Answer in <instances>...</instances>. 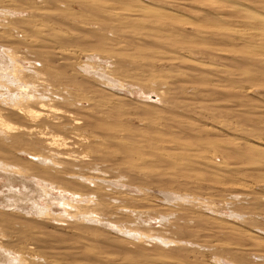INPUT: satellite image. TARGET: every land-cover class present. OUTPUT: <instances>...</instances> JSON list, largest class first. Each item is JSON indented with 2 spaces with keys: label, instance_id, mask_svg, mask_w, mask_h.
Returning a JSON list of instances; mask_svg holds the SVG:
<instances>
[{
  "label": "rangeland",
  "instance_id": "1",
  "mask_svg": "<svg viewBox=\"0 0 264 264\" xmlns=\"http://www.w3.org/2000/svg\"><path fill=\"white\" fill-rule=\"evenodd\" d=\"M43 1H41V0H0V27H2V26L6 27V25L7 26L11 25L12 27L14 26L15 27L14 34H15V36L17 35L16 38L20 40V43H21V41H25L24 44H23V42L21 43L22 46H25V48H28L27 46L30 45L29 43H32L34 45L36 44V46H37L38 44L40 45L41 42L43 43L45 41H46V43H49V45H48L49 47L51 44L53 46L54 45L53 43H55V42H52L50 40H53V39L57 40V36H59V37L70 36V39L73 38L74 41L76 40L77 37H80L81 40L78 39L79 42L77 41L80 44H78L76 41H75V43L72 42L73 40L70 41L72 43L69 42L71 45H73V46L76 45L75 47H77L75 51H74L73 47H69L70 48L69 50L67 49V51L70 54H71L70 50H72V52L74 54L70 55L68 52L67 53L70 56L74 55L72 57V60L75 62V65H81V66L85 65L88 68H90L91 71L94 69L92 73H87V77H89L87 79L92 81V83L94 84V86H96V88L97 87L101 88V90L99 89V91H102V90L104 91V88L106 91L108 90L107 91L108 93L106 91L105 92L102 91L101 97L102 98L104 97V100L109 99L112 102V104L110 103V107L113 105L111 107V108H113L112 109V113H113L112 117H115V120L117 118V120L114 121L113 120L114 118L111 117V119L114 122L111 120L112 123L111 122L110 123L111 124L115 123L113 125H116V126L119 125V126H117V130L119 129V131H121V133L124 132L122 135L123 136L125 135V137L128 138L129 141L130 140L134 141L136 139L137 140H144L143 138L146 137V135L149 137L148 134H150V135L154 134L150 137L157 139L156 140L157 142L156 141L152 142V145H153V143L156 145H159V143H160L159 139L162 137H166V135L169 137H172L170 135H173V136L177 135L176 137H178V138L180 137V139L184 140V142L188 143V140L194 142L195 138L194 137L190 138L191 133L189 134L188 131H185V130L181 131L180 129H179L180 132L178 131L179 133H177L176 131L178 129H175V128L172 129L171 124L168 123L164 119L165 116H170L169 114L172 112L171 114L174 116H177V117L182 116L181 118H183V119L186 118V121L192 120V121H189V123L190 122L193 123V121H194L195 124H199V123L203 124L202 126L206 125V126L211 127L212 126L211 122L213 119L215 122L219 121V123H218L219 125H217V127L220 126V121L229 122V123L232 121L233 125L231 127L233 129L235 127L239 128V132H238L239 137H247V136L250 137L251 136L252 138H254V139L256 138L257 141H261L264 144V64H262V62L264 63V46L261 45L263 43L261 42V40L259 38H255V39L252 38V43L254 44L253 45V44H249L251 39H249L248 42L245 41V43H244V41H242L241 39L236 40L235 38H233V39L231 38L232 39V41H231L227 37L228 42L230 40V43H226L227 40L225 43L229 44L228 46L226 44H225L226 46H224L223 40H225L226 38L223 40L221 39V41L218 38H217V40L211 39V40L216 41L217 45H215L214 41H212L214 43H212V44L210 43L211 42V40L209 39L210 37H206L207 40H204L205 38L203 36V40H202V38L197 37L196 33L194 34V30H199V29L204 31L203 33H207V31L210 33H214V30L218 31L219 28H221L219 30L227 29V31H228V28H232V27H230L231 25L229 26V24H232L233 26L235 25V27L240 28V29L246 30L247 28H250L251 30L247 29V31L250 30V32H253L254 34H256V36L260 35L261 32L262 33L264 32V30H263L264 29L263 28L264 27V21L262 23H257V20L258 19H264V0H211V1L210 0H134V5L142 7V8H149V9H154V10L157 9L158 11L160 10L162 12L174 11V13H176L181 18V19L180 18H178V19L182 20V23H185L184 26H181L183 29L180 32H178L179 33L178 35H182V36L178 37L177 33H175L174 35L177 39H173V42L177 41L176 43H179V38H180L181 43H180V45H178L179 50H180V46L182 47V49H184L183 48L184 46H186V48H188L189 46L191 48V46H192L191 49H194L193 51H195L196 49H197L196 51H198V49H199V52L196 53V51H195V55H194V54H192L194 52L190 53V51H189V50H191L190 48H188V50H186V51L183 50L182 52H184V54H182L180 51H177L176 55H180V53H181V55H184L187 58L184 60L192 62V64H189V65L186 64L184 66H181L180 68H178L177 66H173L170 63H168V65H167V63H163V62L158 63L160 57H163V55L162 56L160 55L157 57L154 55V52H155V48L160 49V47L162 45H158V44L153 45V44H150L151 40L144 42V41H140L139 39H136L137 37H135V36L132 37V35L130 33L128 35L127 31H130L132 33L141 32L142 28L139 29L140 26L139 27L136 26L135 28L132 27V29L130 28L131 30L130 29L124 30L122 28H117L116 23H111V22L104 23V22H102L101 20L104 19L103 17L105 15L102 12H100V14H102V15L99 16L97 14L98 11L97 10L95 11V9L88 11V12H85L83 15L78 14L79 17H77L78 16L77 15L76 18L72 17L70 15L72 17L71 18L68 15V14H70V12L67 9H64L65 2L67 1V3H68L70 0H57L58 4L52 3V2L51 3H44ZM103 1L104 2H102V1L100 2V0H97V2H96L98 4L97 7L99 6L100 8H102L103 6H105L106 4H109V2H111L113 0H110L109 2H107L108 0H106V1L103 0ZM115 1L116 0L113 1L115 5L118 2L120 4H123L125 7L126 1H129V0H125V1L117 0L116 3H115ZM118 3H117V5H120ZM128 3L126 5H129ZM45 4H46V6H45ZM221 4L224 6H229V8L226 7V9L222 6L224 8V10L226 11V12H224V10H223L224 13L221 10L220 11L218 10L221 7ZM212 6H213V8H212ZM218 6H220V7H218ZM230 6L231 7L233 6L234 8L232 7V9H231ZM129 7H130V5L126 6V8H129ZM215 7L218 9H215ZM61 8H62V10H61ZM76 8L77 7H74V10ZM121 8H123V7H121ZM52 9H54V11H52ZM240 10L243 11V13L239 14ZM41 11L49 12L50 17L47 18V17L41 16ZM55 11L60 12L59 13L60 17H58V15H54V14H56ZM9 12H10V17H9ZM53 12H55V13H53ZM6 13H7V15H6ZM37 14H38V16H37ZM65 14H67V15H65ZM92 15L94 17H96V16H98V17L94 18ZM67 16H69V17H67ZM87 17L89 18L90 21H92L91 24L85 23L88 20ZM100 17H101V19H100ZM225 18L226 19L228 18L227 20H230L232 18L233 20L229 23L228 22L226 23L224 21ZM218 19H220V20H218ZM254 19H257V20L254 21ZM171 21H172V19H171ZM17 22H18V24H17ZM57 22H58V24H57ZM73 22H74V24H73ZM98 22H99V24L96 25V27H93V26H95L94 23H98ZM219 22L222 23L223 25L220 24ZM60 23L63 24V26H61ZM224 23H226V24H224ZM36 24H37V28H39V27L41 29H43V27H46V29L51 28V30L50 29L49 30L52 31L51 33L57 35V36H55L56 38L53 37V34L50 37V36H45L43 34L38 33L39 32L38 29H36V31H35L34 29L36 27L34 28V26H36ZM81 24L83 25V28L85 27L84 28L85 32L83 31L82 28L79 27V26H82ZM218 25H220V27ZM18 26H19V28H17ZM77 26L80 29H78ZM214 26H218V27L216 28ZM67 28L68 29L71 28V29H69L71 31H69ZM86 28H89V29H86ZM21 29L22 30L25 29V32H23ZM56 29L58 32H56ZM135 29H137L138 31ZM257 29H259V30H257ZM15 30H16V32H15ZM44 30H45V28H44ZM79 30L81 31L80 33H79ZM114 30H115V33H114ZM139 30H141V31H139ZM29 31L32 34L27 36L26 32L29 33ZM32 31H34V32H32ZM73 31H75L76 33L74 34ZM95 31H97V32H95ZM144 31L146 33L147 30L144 29ZM255 31H257V32H255ZM259 31H261V32L259 33ZM87 32L88 33L94 32V34H87ZM116 32L120 33L121 37ZM23 33L25 34V36ZM65 33H66V35H64ZM126 34H127V36H126ZM81 35H83L84 37L87 36V38L84 40V38L81 37ZM95 35H97V36H95ZM163 35H164V33H162V38H163ZM174 35H171V36L174 37ZM203 35H205V34H203ZM71 36H73V37H71ZM74 36H75V38H74ZM92 36H93V38H92ZM98 36L101 38H99ZM164 36H165L164 38L167 39L166 37L168 35L167 36L164 35ZM171 36H168V38L171 39L172 38ZM194 36L197 37L199 39V41L200 40L201 41L198 43L194 42L195 41ZM207 36H209V33L207 34ZM210 36H212V34H210ZM96 37H98V39H96ZM162 38H160V39L164 41L165 39H162ZM211 38H214V37H211ZM100 39H102V40H100ZM132 39H135V40H132ZM145 40H147V39H145ZM192 40H194V41L191 42ZM208 40H210V42H207ZM97 41H98V43L96 44ZM101 41H104V42L102 43ZM218 41L220 42V44L222 42L223 45L221 46L222 48H219L220 52H217L215 54L214 51H215L216 47L219 45ZM236 41L239 42V44H241V43L242 44L239 45ZM87 42H88V44H87ZM99 42H101L103 44V46H101V44H99ZM202 42L203 43L205 42L204 44H206V42H207L208 46L211 44V46L213 48H215V49H213L214 50L213 55H212L211 51L208 52L206 50V49H208L207 45H204V44L201 45ZM231 42H232L233 46H234V44H237V45H239V47L236 45L238 48L235 47V49H234V47L231 45ZM233 42H235V43H233ZM257 42H258V44H257ZM107 43H108V45H106ZM112 43H115V44L118 43V44H120V46L123 45V47L129 45V43H130V44H132V47H134V46H136V47H134L133 49H132V47H129V46L126 48L125 47L123 48L122 46L118 47L117 46L118 44H117L116 45L117 49L121 48L119 51H117V49H115L116 46H115V48L113 47L114 44L109 45ZM188 43L190 45H187ZM70 44H68V45H70ZM91 44L94 46V48H93V46H91ZM98 44L100 47L99 46L97 47ZM145 44L148 45L147 46L148 48L146 47ZM243 44H245V46ZM248 44L250 47L248 46ZM104 45H106V46H104ZM164 45H167V44H164ZM36 46H34V47H36ZM52 46L50 47L51 49H52ZM137 46L140 47V50H142V49L145 50V52L143 50L141 51V53H140V51L138 52L136 49ZM142 46H145V47L142 48ZM195 46H198V47H195ZM202 46L203 47L205 46V47L203 48ZM211 46H209V47L211 48ZM78 47H80V48H78ZM139 47H138V50H139ZM201 47H202V50L207 51V56H206V53L204 51L200 50ZM242 47L244 50H242ZM251 47H253V48H251ZM255 47L257 49H255ZM112 48H114L115 50L113 49V51H112ZM150 48H152V49H150ZM164 48L165 47L162 48V51H167ZM245 48L248 49L249 51L246 50ZM126 49H128V50L126 51ZM222 49L224 50L225 54L221 53L223 51ZM57 50H59V49H57ZM86 50H88V51L86 52ZM134 50H136V51L134 52ZM151 50L153 51V55H152ZM208 50H212V48L208 49ZM225 50L228 52H226ZM245 51H246V54H245ZM25 52H26V54L21 53V55H27V57L31 58V60H32V57H34V56L31 53H28V51H24V53ZM113 52H115V53H113ZM185 52H186V54H185ZM201 52H203L201 55L198 54ZM64 53H66V50L64 51ZM67 53H66V55H68ZM209 53H211V54H209ZM261 53L263 54V58L260 55ZM89 54H90V56H89ZM111 54L113 55L112 57H114V58L110 57ZM114 54H117V55L119 54V56L116 55V57H115ZM28 55H30V56H28ZM173 55H175V54H173ZM252 56L253 57L255 56L258 58L256 63H254L255 57L253 60L254 62L252 61L253 58L251 59V61L247 60V58L249 59ZM103 57H104V59H103ZM196 57H198V58L195 59ZM111 59L113 60V62ZM259 59H262V61H258ZM198 61H200V62H198ZM194 62H198L197 68H199V69H203V66H207V67H212L213 69H218L220 71L225 70L226 71L225 76L222 77L225 80H222L221 82H214V85L227 87V88H222V89H227V92H222L223 91L222 90L220 92L212 93L211 91H209L211 87L206 86V85L203 86L200 78H197V79L191 78L188 76L187 72L185 75V73L182 71H187L189 68L193 69V63ZM24 63H25L24 65L26 67H28V68L31 67V64L28 63L27 61ZM56 64L59 65L58 63H56ZM152 65H155V66L151 67ZM38 66L40 67V65H38ZM90 66H92V67H90ZM175 68H178V69H175ZM96 70L99 71L98 72L99 74H97V72H95ZM100 70H102V71H100ZM117 70H120V71L118 72ZM229 70H231V72ZM147 71L150 74L152 72V74L155 75L158 78V80L160 79L159 81L162 80L163 82L162 81L161 82L163 84H166V83L169 84V86L166 84L168 86V88L166 89L167 90L166 92L164 91L165 93L159 92L158 88L156 89L155 87H153L151 89L146 88L144 80L147 77H149V74H147ZM180 71L184 75H180L181 74V73H179ZM227 71H229L230 74L232 73L233 76L228 75L229 73ZM233 71H235V72H233ZM104 72H105V74H104ZM190 72L191 71H188V73H190ZM236 74H238V75H236ZM206 75H208V74H206ZM111 77H112V80H114L115 82H113L111 80ZM229 78L231 79V81L228 80ZM107 80H109V81H107ZM106 82H109V83L107 84ZM143 82H144V84H143ZM235 82H237V83H235ZM102 83L103 84L106 83L108 86L106 84L103 85ZM109 84H111L112 86ZM182 85H184V87L187 85V87H188V91H187V87H185L186 88V92L184 90L185 95L183 94L180 97H175V96L171 97V95H173V94H170V93H169L170 95H168V93H167L168 90H170L172 88L170 90V92H171L173 90V87H174V89L176 86H177L176 88H180V86L182 87ZM210 86H212V85H210ZM190 87H191V89H190ZM228 90H232V91H234V93H231V92L229 93ZM173 102H180V103L184 102L187 104L192 103L190 105L193 106V104H194V107L195 106L200 107V109L202 108V110H203V108H205L203 110V112H205L206 109H208L205 112V114L207 116L204 115L203 117L204 118L206 117V118L202 120L201 118L197 117L198 114L188 113L185 111L182 112V109L180 110V108H178L177 106H175L176 108L171 107V105H172L171 103H173ZM231 109L234 112L233 111L231 112ZM113 110H116V111L113 112ZM181 113H182V115H181ZM233 114L235 116H232ZM213 116L216 118L218 117L219 120L216 118H211ZM180 117H178V118H180ZM232 117H234L233 118L234 120L232 119ZM11 122L17 123L18 121L13 119ZM156 123H157V125H156ZM229 123H227V124H229ZM232 123H230V125ZM201 124H199V125H201ZM185 128H186V126H185ZM240 129L241 130L243 129V130L240 131ZM244 130H245V132H244ZM132 131H133V133H131ZM246 131H247V133H246ZM241 132H243L242 136L240 134ZM244 134H245V136H244ZM254 134H255V136H254ZM158 135L159 136L165 135V136L158 137ZM225 135L226 134L223 133L222 136L219 135L220 136L219 138L225 139V137H223ZM210 136H214L213 138H215L217 141L218 135H215V134L206 136L207 138H203V140L209 139L208 137H210ZM133 137H135V138H133ZM136 137H138V138H136ZM169 137H166V138H169ZM196 137H197V135H196ZM192 138H194V139H192ZM213 138L210 137V140L212 139V141H213ZM146 145H148V144H146ZM261 146L264 147V145H261ZM218 147H221V146H218ZM224 147L226 149V145H224L223 148ZM112 150H113L112 153L115 154V158L113 160L130 162L131 165H133V163H134L133 158L129 159L126 155L122 154V152H119V149H117V148L112 149ZM142 150H143L144 160H138V159L136 160V158H135V160H136L137 166H139L140 168H143V169L147 168L148 170H150V172L146 170L148 173H150L149 176H144V177L138 176L137 177L133 174L134 170H131V168H130V171L125 170V171H119V172H110L109 169H107V173H105L106 177H104L105 181L103 182V184L105 183V186H106L104 188L105 194L107 193L111 197L110 198L107 195V198L108 197L110 198V199H108L109 200L108 201L109 202V205H108L109 208H112L114 206L115 211H117L118 209H121V210L124 209L123 214H120L118 216H114L110 213L109 210H112L113 208L112 209L106 208V210H105L106 212L105 211L103 212L102 210H101L102 212H99V210L101 208L99 209L95 206L97 208V210H96V209H94L95 207L93 204L92 205L90 204V206L88 204L87 206H89L90 209L91 208L92 209H91V211H89L90 209L88 208L89 210L86 209L87 211L86 210L85 211L88 212L89 214L87 216L83 215V217L80 215L81 216V218L79 219L80 221L78 220V222H76V221L74 222V221H72L71 217L67 218L68 215L66 217L65 213H66V211H69V210L71 213V212H73V208L79 207V206H81L82 203L83 204L85 203V202H81L78 197H74V199L76 198L74 200L73 196L71 194L64 196V194L61 193L60 191H58V190L52 191V188H50L51 189V191L49 190L50 196L46 197V199H45V197H41L38 194V192L32 193L31 190L33 189L32 188L33 185H31V186H29V185L34 182L33 180H29L27 182L28 185H27V183H25V184H23V186L20 183L14 182L12 184L14 186L13 187V186H11V184H8L4 179H0V205H1L0 208H3L4 206H6L4 208L10 209V211L8 210L9 212H12L11 210H15V209L16 210L17 209L18 210H20V209L24 210L25 209L23 211L24 215L30 214V216L33 217L34 216L33 212L31 210H28L31 208V206H30V204H26L27 203L26 200H20L18 203H16L17 205L15 204L14 201L10 200V198L12 196L13 197L19 196V197L25 198V196L28 195L29 199H32V200L37 199V202H39L40 206L43 207V209L51 208V211L53 212V214L55 216L57 215L56 218L57 217L59 218L61 216V218L62 219L64 218L63 220H65V221L67 218V220H68L67 222L64 221L65 223L64 222L61 223L63 225L65 224L64 226L61 227V229H63V230H57V231H59V232L61 231L63 233H69V231L71 233L72 232L76 233V234H72V235L70 233L67 234L65 236L64 240H62V241H58L56 238H50V243H49L50 246L47 244L46 246L40 247L39 248L40 250L37 251L35 257L37 256L38 260L34 261V260H31L29 258L28 263L29 264H33V263L34 264H46V263L47 264H57V263L58 264H94V263L100 264V262H102V264H106V263L107 264H111V263L115 264L117 262L116 264H123V263L128 264L125 257L127 256L126 253H128L127 251L129 250L130 254L128 253V257H126V258H128V259L131 258V259H129V261L132 259H134V261H135L133 263V260H132L131 263L129 262V264H138V263L140 264L143 261H144V264H146V263H148V264H218V263L219 264H234L235 262L233 263V260H232L233 255L232 254L235 255V253L237 252V250H236L237 244L236 243L241 244L242 246H243V244L248 245L247 246L248 249L250 248L251 250L246 251L245 253H252V254L257 253V254H259V253H261L260 250H262L264 253V246L257 247V246H259V244L261 245L264 243V218H263L264 217V209H263L264 208V201H263L264 200L263 199L264 198V189H263L264 187L262 188L260 186L264 183V177H263L264 173H262V172H264V170H263L264 169V166H263L264 159H262V157L264 156L263 154H260V155L254 154V157H256V159L258 160V161H256V162H258L257 163V165H259L258 167H261V169L263 171L260 169L262 172L261 171H260L261 173L258 172L259 168L248 169V170H250L251 175L258 172L256 175H253L254 178H251L252 176H250V175L247 178V175L244 174V173L248 172V171H246V169L250 168L252 166V165H250V167H246L247 166L246 163L248 164L249 159L252 158L253 156L252 157L249 156L250 158L248 157V158H246V160L244 159L245 157L241 158V159L245 160L246 163H245V161L242 160L243 164L241 162H240L241 163L240 164L238 162V161H241L239 156H238L239 159L236 158V159H238V161H237L235 158H233V159L228 158L227 160H225L226 159L225 157L224 158L217 157V160H213V159H211L212 157L210 154L207 155L208 158L210 156L209 160L211 162L215 161L214 163H216L217 166H219V165L224 166L225 163H227V161H228V163H231V162L233 163V161H234V163H239V164H236L237 167H239L238 165H240L239 169L244 167L243 168L244 169L243 171H245L244 173L240 169V171L243 173V174L241 173L242 176H240V174H236V172L235 173L231 172V173H233L232 177H234L235 176L234 174H236L235 177L238 176L240 181L242 180L243 182H246L247 184H249L251 186L252 192L250 191V193H252V194H250L251 195L250 197H253V200H252L253 203L252 204L258 205L257 207H260V205H261L260 209H257V211L254 210L255 215L253 216V218H255V219H254V222L251 223V225H250V224H248V222L246 224L244 222L241 223L240 222L241 217H239L240 219H238L240 221L237 222V219L235 217L236 214L239 215L238 211L242 210V209H239V207H238L241 205L240 199H238L239 201L235 200L232 196L233 195H242L244 193L243 189L233 188L231 190L230 189L231 183H229V186L227 185V187H224L223 185H221L219 183L217 184L215 182V180H217V179H214L213 175L210 174L209 172L204 171V169H205L204 166L202 167L203 170H202V168L200 169L199 167H197V168L191 167V170L189 169L190 168L189 167L188 170H186V169H182L183 167L182 168L179 167V164L181 163V161H176V165L178 164L177 165L178 167L175 164L174 165L176 167L172 164H159V163H156V160L154 159V157H156L157 154H154L153 151L150 150L149 148H145ZM146 150H148V151L146 152ZM204 154L205 155L207 154L206 150H205ZM22 158L27 159L28 156L24 155ZM151 158L154 160V162L156 164H154V162ZM146 161H148V162H146ZM250 161H251V159H250ZM252 161L251 162L254 165L255 158H253ZM259 161H260V164H259ZM141 162H143V163H141ZM195 163L192 162V164H195ZM208 165H210V164H208ZM243 165H246V166H243ZM197 166H199V165H197ZM208 167L209 166H207V168ZM208 169H210V168H208ZM239 169L237 168V170H239ZM219 170L222 171V168L219 167ZM255 170L257 172H255ZM138 171L139 170L135 171V173ZM250 172H248L247 174H250ZM226 173H229V175L231 176L230 172H226ZM260 175H261V178H260ZM245 176H246V178H245ZM142 177H143V179H142ZM249 177L251 180L249 179ZM137 178H139V179H137ZM230 178H228V179H230ZM252 179H254V181ZM261 179H263V180H261ZM30 181H31V183H30ZM110 181H112V182H110ZM121 182H123V183H121ZM225 182H227V181H225ZM261 182H263V183L261 184ZM178 183L181 186H179ZM17 184L20 186H18ZM37 184H36V186L43 189V184L41 182H38ZM25 185H26V188H25ZM17 186L19 188L22 186L20 188V190L21 189L22 190L20 191ZM53 186L54 185H52L51 187H53ZM6 187H7V189H6ZM11 188H12V190H11ZM182 188H184V189H182ZM18 190L23 194L19 193L20 195H18V192H19ZM29 190L31 193H29ZM238 190H239V192H238ZM24 191L26 192L25 194H24ZM16 192H17V194H16ZM51 194H53L55 198L52 197L53 195H51ZM174 194H189L193 197L195 196L196 198H198L202 201L210 202L212 207L211 208H205L204 207L202 209L198 208V210H197V207H196L197 205H195L192 202V200H189V201L178 200V199L174 198ZM59 196H60V198H59ZM61 197L64 198L65 200L62 201ZM261 197H263V198L261 199ZM254 198H257L258 200H254ZM58 200L60 202H58ZM66 200L69 201L67 204L65 203ZM78 200L80 201V203H78L79 202ZM25 201H26V203H25ZM233 201H234V203H233ZM237 202H239V203H237ZM191 203H193V204H191ZM19 204H21V205H19ZM46 204H47V206L50 204L51 205L48 208L47 206H45ZM74 204L75 205L78 204V205L75 206ZM236 204H237V207H236ZM84 205L86 206V204H84ZM21 206H23V207H21ZM71 206H73V208H71ZM85 206H83V207H85ZM53 207H55V208H53ZM149 209L151 211L149 213L145 212V214L143 213L141 215L139 212L140 210L145 211V210H149ZM93 210L97 212L96 214H98V213L99 214L98 215L94 214L95 212H92ZM154 210H155V212H153ZM244 210H245V212L251 211L249 209L246 210L245 208H244ZM15 211H13V212H15ZM133 212H135V213H133ZM256 212H258V213L261 212V213L258 214ZM68 213L69 212H67L66 214H68ZM102 214H104V215H102ZM132 214L135 216H133ZM242 214H243L242 215L243 217H247L246 213L244 214V211L242 212ZM92 215H93V218H92ZM127 215H128V217H127ZM138 215H140V216H138ZM175 215H176V217H175ZM103 216H105V217H103ZM124 216H125V218H123ZM239 216H241V215H239ZM85 217H87L88 220H90V221L93 220L96 222H92V221L88 222ZM96 217L97 218L100 217L101 219H104V221L107 223V225H109V223H113V224H110L109 226H107L106 223H104V222H102V223L100 221L97 222ZM182 217H184V218H182ZM82 218L85 219L86 221L83 220ZM36 219H38V217H36ZM81 219L83 221H81ZM131 221L133 224L130 223ZM54 223L59 224L58 222H54ZM126 223H128V224H126ZM117 224H120L122 227L124 226L126 228L127 227L132 228V225H133V227L135 225L134 228L137 227L136 229H138V228H139L138 230L141 229L140 231L145 232V235H147V236H149V235L150 236L151 235L160 236V237L163 236L165 238H168L172 242L175 241V243L165 246L164 244H162L160 242L156 243V241L154 239H153L154 241L151 240V241L146 242V243H144V242L142 243L140 241L137 242V240L135 239L136 243H133V242H135L134 239L126 238L123 236V234L113 230L114 226H116ZM84 225L88 226L90 230L88 228L84 227ZM169 225H171V227ZM174 225H177V226H175V228H174ZM69 226L74 227L73 231L71 230V228H68ZM179 226H181L180 229L184 228V229H182V231H184L185 233H182V231L180 233V229L178 228ZM231 226H232L233 230L235 228H237L240 230L242 229V231L246 230V232L248 230L247 228H250L249 232L251 231V228H252L251 234H252L253 238L252 239L246 238V235H245L246 233H244V232L243 233L238 232L239 233L238 234L237 231H235L236 229L234 230V232H232L233 230H232ZM110 227H111V229H110ZM242 227H244V228H242ZM75 228H77V229H75ZM171 228H172V230H168ZM27 229L30 231L31 227L28 225L24 228H19L18 230H21L22 234L24 235L23 237H28L33 232H34L33 234H35L37 231H39L38 229L33 228L32 231L29 232ZM79 229L81 230V232ZM174 229H175V231H173ZM14 231L17 232L16 230H14ZM24 231H26V232H24ZM49 231H54V230H53V228H51V229H49ZM171 231H172V233H171ZM47 232L48 231H46V233ZM148 232H149V234H148ZM175 232H177V233H175ZM249 232H248V234H250ZM20 233L18 235H21ZM150 233H152V234H150ZM243 234H244V236H243ZM233 237H236V238H233ZM237 238H239V239H237ZM55 239H56V242H55ZM121 239L123 241H120ZM131 241H133L132 245L130 244ZM258 241H259V244H258ZM84 242H86V243H84ZM122 242H123V244H122ZM227 242L229 243L230 247H229ZM137 243H139L138 244L139 246L137 245ZM233 243L235 244V246H233L234 245ZM253 243H254V245H253ZM82 244L86 245V246L81 248V249L78 248ZM147 244H149V245H147ZM216 244H217V246H216ZM219 244H220V246H219ZM222 244H224V245H222ZM57 245H59L60 247H57ZM88 245H89V247H88ZM90 246L95 247V248L94 247L92 248L93 251H91ZM142 246H144V247H142ZM222 246H224V248H222ZM96 247H97V249H96ZM133 247H134V249H133ZM138 247H141L142 249L143 248L146 249V250L143 249L145 251V254L147 255L146 257H143L145 255L141 254L144 251L140 250V252L142 251L141 253L138 251V249H139ZM145 247H147V248H145ZM215 247H218V250ZM51 248L58 250V251L54 252V250L52 251ZM229 248L230 249L232 248L233 251H232V249L230 250ZM253 248L255 250H252ZM82 249H83V251H82ZM86 249H87V251L88 250L89 251L86 252ZM95 249H96V251H98L99 249L102 250V261H100L101 256L100 257H94L97 255L95 253H94L95 254L94 256L92 255ZM130 249H133L136 252V255H140V256H142V258H139V256L137 257L134 254L135 252H133V250H130ZM149 249H151V251ZM225 249H228L230 252L228 250H225ZM257 249H260V250H257ZM42 250H44V252H42ZM147 250H149L150 253L152 252L151 253L152 258L149 255L150 254L149 251H147ZM11 251L12 250H10V252ZM137 251L139 252V254H137L138 253ZM227 251H228V255H226ZM251 251H254V252H251ZM258 251H260V252L258 253ZM50 252L52 255L50 254ZM61 252H62V254H61ZM81 252H83L84 255L81 254ZM123 252H124V254H123ZM146 252H148V253H146ZM86 253H88L87 255H89V257L86 256ZM90 253H92V254L90 255ZM96 253H98V252H96ZM131 253H133L132 254L133 257L134 256H136V257L132 258ZM239 253H241L240 256L243 255L242 254L243 252H239ZM99 254L101 255V253H98L97 256H99ZM153 254H154V256H153ZM164 254H166V255L169 254L170 256H168V257H170V258L163 257V256H165ZM78 257H80V258H78ZM147 257H149L150 259ZM226 257L228 259H224ZM248 257H249L248 263L256 264L258 261L257 264H264L263 258L260 259V258L251 257V259H250V255H247L246 259ZM97 258H100V260H99L100 262L98 261ZM108 258H109V260H108ZM122 258H124V259H122ZM136 258H138V259H136ZM139 259L140 260L144 259V260L136 263ZM147 259H149V260H147ZM152 259L155 262H153ZM118 260H119V262H118ZM165 260H167V261H165ZM253 260H254V262H253ZM218 261H220V262H218ZM156 262H158V263H156ZM28 263H26V264H28Z\"/></svg>",
  "mask_w": 264,
  "mask_h": 264
},
{
  "label": "bare ground",
  "instance_id": "2",
  "mask_svg": "<svg viewBox=\"0 0 264 264\" xmlns=\"http://www.w3.org/2000/svg\"><path fill=\"white\" fill-rule=\"evenodd\" d=\"M41 1H43V0H41ZM101 1L104 2L103 0H100V2ZM109 1L110 0H108L107 2H109ZM113 1H111L113 4L111 2H109V4H106L105 6L100 8L99 6L97 7V5H98L96 3L97 0L96 1L95 0H70L68 3H67V1L65 2L64 9H67L70 12V14H68L69 16L71 15L72 17H75V18H76V16L78 14H82L83 15L85 12H88V11H91V10L95 9V11L96 10L98 11L97 14L99 16L102 15V14H100V12H102L105 15L103 17L104 19L101 20L102 22H104V23H107V22L116 23V27L117 28H122L124 30L125 29L129 30L130 28L132 29V27L135 28L136 26L137 27L140 26L139 29L142 28V31L141 30H139V31H141V32L132 33L130 31H127L128 35L130 33L132 35V37L135 36V37H137L136 39H139L140 41L147 42V41L151 40L150 44H153V45L154 44H158V45H162L161 46L162 48L165 47L164 49H166L167 51H162L161 47H160L161 50L159 48H155L154 47L155 48V52H154L155 56L158 57L160 55L161 56L163 55V57H160L158 63H162L163 62V63H167V65H168V63H170L173 66H177L178 68H180L181 66H184L186 64H188V65L192 64L191 61L184 60V59H187V58L184 55H181V53L184 54V52H182V51L183 50L184 51L188 50V48H190V46L188 48H186V46H184L183 47L184 49H182V47L180 46V50H179V46L178 45H180V43H181L180 42V38H179V43H176L177 41L173 42V39H177L175 37V35H174L175 33H177L178 37L182 36V35H178L179 34L178 32H180L183 29L181 26L185 25V23H182V20H180L181 19L180 16H178L176 13H174V11L162 12L160 10L158 11L157 9L154 10V9H149V8H142V7L134 5V0L126 1V4L129 2L128 4L130 5L129 8H126V6H129V5L125 4V7H124V5L118 3L117 0L115 1V3L117 2L120 5H117V3L115 5ZM123 1H125V0H123ZM43 2L44 3H51L52 2V3L58 4L57 0H51V1L50 0H44ZM45 6H46V4H45ZM222 6L225 9H226V7L229 8V6H224V5L221 4V7L218 6V7H220L219 9L216 8L217 6L215 7V9H218L219 11L221 10L223 12L224 8ZM74 7H77V8L74 10ZM121 7H123V8H121ZM232 7L230 6L231 9H232ZM212 8H213V6H212ZM61 10H62V8H61ZM52 11H54V9H52ZM55 12H53V13H55ZM224 12H226V11L224 10ZM239 12H238L239 14L243 13V11H241V10ZM59 13L60 12H56V14H54V15H58V17H60ZM6 15H7V13H6ZM65 15H67V14H65ZM37 16H38V14H37ZM41 16L48 18V17H50V13L47 12V11H41ZM69 16H67V17H69ZM9 17H10V12H9ZM77 17H79V15ZM97 17L98 16H96L94 18H97ZM178 18H180V19H178ZM100 19H101V17H100ZM171 19H172V21H171ZM220 19H218V20H220ZM227 19L225 18V20L224 19L223 20L226 23L227 22L229 23V22H231L233 20L232 18L230 20H227ZM173 20L174 21L176 20V21L174 22ZM255 20H257V19H254V21ZM263 21H264V19H258L257 23H262ZM85 23L86 24H91L92 21H90L89 18H88V20ZM226 23H224V24H226ZM17 24H18V22H17ZM57 24H58V22H57ZM73 24H74V22H73ZM98 24H99V22L98 23H94L95 26H93V27H96V25H98ZM220 24H222V23H220ZM61 26H63V24H61ZM218 26L220 27V25H218ZM218 26H214V27L217 28ZM229 26L232 27V28H228V31H227V29H224L225 31L223 29L219 30V29H221V28H219L218 31L214 30V33H210L208 31H207V33H203L204 31L199 29V30H194V34L196 33L197 37L198 38H202V40H203V36L205 38L204 40H207L206 37H210L209 38L210 40L211 39H214V40L216 39L217 40V38H218L220 41H221V39L223 40V39L226 38L225 40H223L224 41V46H226V45L228 46L229 44H226V43H230V40L232 41L233 38H235L236 40L237 39H239V40L241 39L242 41H244V43H245V41L248 42L249 39H251L249 44H253L252 43V38H254V39L255 38H259L261 40V42L264 44V42H263L264 41V32L262 33L261 31H259V33L261 32L260 35L256 36V34H254L253 32H250V30H251L250 28H247V29H250V30L247 31V29L246 30L245 29H240V28L235 27V25L233 26L232 24H229ZM79 27L82 28L83 31L85 32V30H84L85 27L83 28V25L79 26ZM79 27H78V29H80ZM17 28H19V26ZM34 28H35L34 29L35 31H36V29H38L39 32L38 31L37 32L40 33V34H43L45 36H50L51 37V35L53 34V33H51L52 31H50L51 28H47V29H46V27H43V29H41L40 27L37 28V24H36V26H34ZM44 28H45V30H44ZM14 29H15V27L14 26L12 27L11 25L10 26L6 25V27L5 26L0 27V179H4L8 184H11V186H13L12 184L14 182L20 183L23 186V184L27 183L29 180H33L34 182L29 185V186L33 185L32 186L33 189L31 188L32 190L31 189L30 190L32 191V193L33 192H38V194L41 197H45V199H46V197L50 196L49 195L50 194L49 190L51 191L50 188H52V191H55V190L60 191L61 193L64 194V196H66L68 194H71L73 196V199H74V197H78L81 202H85L84 204H86V206L83 203H82L83 205L81 204V206H79V207L73 208V206H71V208H73V212L70 213V210H69V211H66V213L69 212L68 214L65 213L66 217L68 215L67 218L71 217L72 221L78 222V220L81 218V216L83 217V215L87 216L89 214L86 211L90 209V207H89L90 204L91 205L93 204L94 207L96 206L99 209L101 208L100 210L98 209L99 212H102V211L104 212L106 210V208L107 209L109 208V206H108L109 205V202H108L109 200L108 199H110L111 197L107 193L105 194V189L104 188L106 186H105V183L103 184V182L105 181L104 177H106L105 173H107V169H109L110 172H119V171H125V170H129L130 171V168H131V170H134V172L132 171L133 174L135 176H137V177L138 176H140V177L141 176H143V177L144 176H149L150 173H148L147 171L150 172V170H148L147 168H144V169L140 168L139 166H137V163H136L137 159L138 160H144V155H143V150L142 149L149 148L150 150L153 151L154 154H157L156 157H154V159L156 160V163H159V164H172V165L175 164L176 165V161H181V163L179 164V167H181V168L183 167L182 169H186V170H188L189 167H190L189 169L191 170V167H193V168L194 167L195 168L199 167L201 169L204 166V168H205L204 171H207L210 174H212L213 178L217 179V180H215V182L217 184L219 183V184L223 185L224 187H227V185L229 186V183H231L230 184V187H231L230 189L231 190L233 188L243 189L244 193L242 195H233L232 196L235 200L240 199V204L241 205L238 206V207H239V209H242V210L238 211L239 215H241V216L236 214L235 217L237 219V222L241 220L240 221L241 223L244 222L246 224L248 222V224H250V225H251V223L254 222V219H255V218H253V216L255 215L254 210L257 211V209H260L261 205H260V207H257L258 205L252 204L253 203V201H252L253 197H250L251 196L250 194H252V193H250L251 186L249 184H247L246 182H243L242 180L240 181L238 176L235 177L236 174H240V176H242L241 175V173H242L241 171L244 170L243 169L244 167L241 166L242 168H240L241 169V171H240V169H239L240 165H238L239 167H237L236 164H239L240 162L243 164V162H242L243 159H241V158L245 157L244 159L246 160V158H248L249 156H251V157L253 156L252 158H250V157L249 158L251 159V161H252L253 158H255V161H254V165L255 166L252 164L253 161L251 162L250 159H249L248 164L246 163L245 160H243V161H245V163L247 165V166L246 165H243V166H246V167H250V165L253 166V167L251 166L252 168L250 167V168L246 169V171H248V172H250V170H248V169H257V168H259L258 172H260L262 169H261V167H258L259 166V165H257L258 162H256L258 160L256 159V157H254V154L255 155H258V154L259 155L260 154L264 155V147L261 146V145H264V144L261 141H257L256 138L254 139L251 136L248 137L247 136L248 134L246 135L247 137H239V134H238L239 128L235 127L233 129L231 127L233 125L232 121L230 122V123H232L231 125H230L229 122L220 121V126L221 127L220 126L217 127V125H219L218 124L219 121L215 122L214 119H213L212 122H211L212 123V126H211L212 128H211L210 126H206V125H205L206 127L202 126L203 124H201L199 122L198 123L201 124V125L195 124L194 121H193V123L192 122L189 123V121H192V120H187L186 121V118L185 119L181 118L182 116L181 117L178 116V117H180V118H178L177 116L172 115L171 114L172 112L169 114L170 116H165L164 119L168 123L171 124V128L172 129H174V128L178 129L176 131L177 133H179L180 130L181 131L182 130L188 131L189 134L191 133L190 138L194 137L195 139L192 138V139H194V142L188 140V143H187V142H184V140H181L180 137L179 138L176 137L177 135H175V136L170 135L172 137H169V136L166 135V137H169V138L162 137V138L159 139V142H160L159 145H156L154 143L152 145V142H155L157 140V139H154L153 137H150V136H152L154 134H152V135L148 134L149 137L146 135V137L143 138L144 140H137L136 139L134 141H131V140L129 141L128 138L125 137V135L124 136L122 135L124 132L121 133V131H119V129L117 130V126H119V125H117V126L113 125L115 123L111 124L112 123L111 122V120H112L111 117H112V114H113L112 113V109L113 108H111L113 105L110 107V103L112 104L111 100H109V99L104 100V97L103 98L101 97V95H102L101 93H102L103 90L99 91V89L101 90V88L97 87L98 88L97 89L96 86H94V84L92 83V81L87 79V78H89V77H87V73H92L94 69L91 71L90 68H88L85 65L84 66L75 65V62L72 60V57L74 55L70 56V55H72L74 53L72 52V50H70L71 54L67 51V49L68 50L70 49L69 47H73L74 51L76 50V48H77V47H75L76 45L74 44L75 46H73L70 43H72V42L75 43V41L77 42L78 39L81 40L80 37H77L76 40L74 41L73 38L70 39V36L59 37V36L53 34L54 38H56L55 36H57V40H54V39L50 40L52 42H55V43H53L54 44L53 46H52V44L50 45V47L52 46V49L48 46L49 43H46V41L43 42V43L41 42L40 45L38 44L37 46H36V44L34 45L32 43H29L30 45L27 46L28 48H25V46H22V44H21L22 42L24 44L25 41H21V43H20V40L16 38L17 35L15 36V34H14ZM69 29H71V28H69ZM86 29H89V28H86ZM137 29H135V30H137ZM144 29H146L149 33L147 31L145 33ZM257 30H259V29H257ZM22 31L25 32V29L22 30ZM69 31H71V30H69ZM15 32H16V30H15ZM32 32H34V31H32ZM56 32H58L57 29H56ZM73 32H74V34L76 33L75 31H73ZM80 32L81 31L79 30V33ZM95 32H97V31H95ZM255 32H257V31H255ZM26 33H27V36L32 34V33H30V31H29V33L28 32H26ZM114 33H115V30H114ZM162 33H164V35H166V36L167 35L168 36L174 35L175 38L173 36H171L172 38L170 37L171 39H169L168 36H167L166 37L167 39H165L164 35H163V38H162ZM208 33H209V36H207ZM87 34H94V32H89V33L87 32ZM117 34L120 35V33H117ZM203 34H205L206 36L203 35ZM210 34H212V36H210ZM64 35H66V33ZM24 36H25V34H24ZM93 36H92V38H93ZM95 36H97V35H95ZM126 36H127V34H126ZM71 37H73V36H71ZM81 37H83L84 40L87 38V36L84 37L83 35H81ZM98 37H96V39H98ZM120 37H121V35H120ZM197 37L194 36V40L195 41L192 40L191 42H193V41L197 42V43L200 42L201 40L199 41V39ZM211 37H214V38H211ZM227 37H228V39H230L229 42H228ZM74 38H75V36H74ZM99 38H101V37H99ZM160 38L165 39L166 41L165 40L163 41ZM145 39H147V40H145ZM100 40H102V39H100ZM132 40H135V39H132ZM210 40H208L207 42H210ZM214 40H211L210 43L212 44V43L215 42V45H217L216 41H214ZM226 40H227V42H226ZM70 41H72V42H70ZM104 41H101V42L103 43ZM212 41H214V42H212ZM101 42H99V44H101V46H103V44ZM207 42H206V44H204L205 42L204 43L202 42L201 45H203V44L207 45ZM97 43H98V41L96 42V44ZM233 43H235V42H233ZM237 43L239 44V42H237ZM68 44H70V45H68ZM78 44H80V43H78ZM87 44H88V42H87ZM99 44L97 45V47L99 46ZM117 44L112 43V44H109V45H113V47L115 48V46ZM164 44H167V45H164ZM211 44L209 46H211ZM241 44H239V45H241ZM249 44H248V46H249ZM257 44H258V42H257ZM263 44H261V45L264 46ZM106 45H108V43ZM106 45H104V46H106ZM187 45H190V44L188 43ZM219 45L217 47L215 46L218 51L215 48H213L212 46H211L212 50H208V49H211L208 45H207L208 49H206V50L208 52L211 51L212 55L214 54V52L216 54L217 52H220L219 48H222L221 47L223 45L222 42H221V44L219 42ZM231 45H232V42H231ZM236 45L237 44H234V46L232 45L234 47V49H235V47L236 48L239 47V45H237L238 47ZM243 45L245 46V44H243ZM34 46H36V47H34ZM91 46H93V45L91 44ZM117 46L119 47L120 44H118ZM117 46H116L115 49H117ZM121 46L123 47V45H121ZM128 46L132 47V44L129 43V45L124 46V47L126 48ZM147 46L148 45H146V47ZM80 47H78V48H80ZM134 47H136V46H134ZM134 47H132V49ZM138 47L139 46H137L136 49H137L138 52L140 51V53H141V51L143 49L140 50V47H139V50H138ZM143 47H145V46H142V48ZM195 47H198V46H195ZM202 47H201L200 50L204 51L206 53V56H207V51L206 50H202ZM93 48H94V46H93ZM114 48H112V51H113ZM191 48H192V46H191ZM251 48H253V47H251ZM57 49H59V50H57ZM120 49H117V51H119ZM150 49H152V48H150ZM213 49H215V51ZM255 49H257V48L255 47ZM65 50H66V53L68 52L70 55L68 53H67L68 55H66V53H64ZM127 50L128 49H126V51ZM191 50H189L190 53L194 52L192 54L195 55V51L197 49L195 51H193L194 49H191ZM242 50H244L243 47H242ZM246 50H248V49H246ZM24 51H28V53H31L34 56V57H32V60H31V58H28L27 55H21V53L26 54V52L24 53ZM87 51L88 50H86V52ZM135 51L136 50H134V52ZM143 51L145 52V50H143ZM177 51L181 52L180 55H176ZM151 52H152V55H153V51L152 50H151ZM197 52H199V49H198V51H196V53ZM226 52H228V51H226ZM113 53H115V52H113ZM202 53L203 52L198 53V54L201 55ZM221 53L223 54L224 50ZM173 54H175V55H173ZM185 54H186V52H185ZM209 54H211V53H209ZM245 54H246V51H245ZM116 55L117 54H114L115 57H116ZM260 55L263 58V54L261 53ZM28 56H30V55H28ZM89 56H90V54H89ZM112 56L113 55L111 54L110 57H112ZM117 56H119V54ZM254 57L252 56L249 59L247 58V60L251 61V59L253 58L252 59V61H253ZM112 58H114V57H112ZM197 58L198 57H196L195 59H197ZM103 59H104V57H103ZM257 59L258 58L255 57V62L254 61L253 62L256 63ZM26 61L31 64L30 68H28V67H26L24 65L25 64L24 62H26ZM258 61H262V59H259ZM112 62H113V60H112ZM198 62H200V61H198ZM198 62H194L193 63V69L189 68L187 71H182V72H184L185 75H186V72H187L188 76L191 77V78H195V79L200 78L201 79V83H202L203 86L206 85V86L211 87L209 91H211L212 93L220 92L222 90H223L222 92H227V89H222V88H227V87L214 85V82H221L222 80H225L222 77L225 76V72L226 71L225 70L224 71H220L218 69H213L212 67H207V66H203V69H199V68H197V63ZM56 63H58L59 65H57ZM262 64H264V63L262 62ZM38 65H40V67ZM154 66L155 65H152L151 67H154ZM90 67H92V66H90ZM178 68H175V69H178ZM100 71H102V70H100ZM117 71L119 72L120 70H117ZM188 71H191V72L188 73ZM229 71L231 72V70H229ZM229 71H227V72L229 73ZM95 72H97V74H99L98 73L99 71L96 70ZM233 72H235V71H233ZM179 73H181V71ZM104 74H105V72H104ZM147 74H149V77H147L144 80L146 88H150L151 89V88L155 87L156 89L158 88L159 92H161V93H163L164 91L165 92L167 91L166 89L168 88L169 84L166 83L168 86L166 84H163L162 83L163 81L162 80H161L162 82L159 81L160 79L158 80V78L155 75H153L152 72L150 74L147 71ZM206 74H208V75H206ZM180 75H184V74L181 73ZM228 75L233 76L232 73L231 74L229 73ZM236 75H238V74H236ZM111 80H112V77H111ZM228 80L231 81L230 78ZM107 81H109V80H107ZM112 81L115 82L114 80H112ZM144 82H143V84H144ZM106 83L108 84L109 82H106ZM106 83H104V84H106ZM235 83H237V82H235ZM111 84H109V85H111ZM210 85H212V86H210ZM176 87H175V89L173 87V90L171 91L172 93L170 92V90L172 88L170 90H168V92H167L168 95L173 94V95H171V97H173V96L180 97V96H182L184 94V90L186 92V88L185 87H187V85L185 87H184V85H182V87L180 86V88H176ZM190 89H191V87H190ZM105 91L106 90L104 88L103 92H105ZM187 91H188V87H187ZM228 92L229 93L230 92L234 93V91H232V90H228ZM171 104H172L171 107L176 108L175 106H177L178 108H180V110L182 109V112L185 111V112H188V113L198 114V116L197 115L196 116L198 118H201L202 120L206 118V117L204 118L203 116L206 115L205 112L208 109H206V111L203 112V110L205 108H203V110H202V108L200 109V107H196L195 106L196 107L195 108L194 104H193V106L190 105L192 103L187 104V103H184V102H181V103L180 102H173ZM115 111L116 110H113V112H115ZM232 111L233 110L231 109V112ZM181 115H182V113H181ZM232 116H235V115L233 114ZM112 118H114L113 119L114 121L117 120V118L115 120V117H112ZM211 118H216V117L213 116ZM233 118L234 117H232V119ZM13 119L18 121V122L17 123L16 122H14V123L11 122ZM216 119H218V117ZM227 123H229V124H227ZM156 125H157V123H156ZM185 126H186V128H185ZM242 130L240 129V131H242ZM244 132H245V130H244ZM131 133H133V131ZM223 133L226 134L225 136H223V137H225V139H220L219 135L222 136ZM242 133L243 132L240 133L241 136H242ZM246 133H247V131H246ZM212 134L213 135L214 134L218 135L217 137L219 139L217 138V141H216V139L213 138L214 136H210V137L213 138V141H212V139L210 140V137H208L209 139L203 140V138H207L206 136H209V135H212ZM196 135H197V137H196ZM161 136H165V135H160V136L158 135V137H161ZM244 136H245V134H244ZM254 136H255V134H254ZM133 138H135V137H133ZM136 138H138V137H136ZM146 144H148V145H146ZM224 145H226V149H225V147L223 148ZM218 146H221V147H218ZM115 148L119 149V152H122V154L126 155L129 159L133 158V160H134L133 165H131L130 162L113 160L115 158V154L112 153L113 152L112 149H115ZM205 150H206V153H207L206 155L204 154ZM147 151L148 150H146V152ZM209 154L211 155V157H212L211 159H213V160H217V157H222V158L225 157L226 158L225 160H227L228 158L229 159H233V158H235V159L238 158L239 159V157H240L241 161H238V159H236L239 163H234V161H233V163L232 162L228 163V161H227V163H225L224 166H220V165L217 166V164L214 163L215 161L211 162L209 160L210 156H209V158L207 156ZM24 155L28 156V158L27 159H23L22 157ZM135 158H136V160H135ZM262 159H264V156L262 157ZM260 161H259V164H260ZM146 162H148V161H146ZM153 162H154V160H153ZM192 162L193 163L196 162L195 163L196 165L192 164ZM141 163H143V162H141ZM156 163L154 162V164H156ZM208 164H210V165H208ZM197 165H199V166H197ZM207 166H209L208 168H210V169H208ZM263 166H264V163H263ZM219 167L222 168V171L219 170ZM237 168L239 170H237ZM136 169L139 170V171L135 173V171H137ZM202 170H203V168H202ZM226 172H230L231 176L229 175V173H226ZM231 172H233V173L236 172V174H234L235 175L234 177H232L233 173H231ZM244 172L245 171H243V173ZM255 172H257V171L255 170ZM247 173H244V174L247 175V178H248L249 175L252 176L251 178H254L253 175L257 174V173H255V174L251 175V172H250V174H247ZM262 173H264V172H262ZM143 177H142V179H143ZM228 178H230V179H228ZM245 178H246V176H245ZM260 178H261V175H260ZM137 179H139V178H137ZM249 179H250V177H249ZM252 180L254 181V179H252ZM261 180H263V179H261ZM225 181H227V182H225ZM38 182H41L43 184V189L39 188L38 186H36V184ZM110 182H112V181H110ZM30 183H31V181H30ZM121 183H123V182H121ZM179 183H178V185H179ZM262 183L263 182H261V184ZM27 185H28V183H27ZM52 185H54V186L51 187ZM181 185H179V186H181ZM18 186H20V185H18ZM260 186L263 188L264 187V183L262 185H260ZM20 188H19V190H20ZM25 188H26V185H25ZM6 189H7V187H6ZM182 189H184V188H182ZM11 190H12V188H11ZM30 190H29V193H31ZM20 191L18 192V195L23 194ZM238 192H239V190H238ZM25 193L26 192L24 191V194ZM16 194H17V192H16ZM51 195H53V194H51ZM107 195L110 198L109 197L107 198ZM52 197H54V195ZM59 198H60V196H59ZM174 198L178 199V200H182V201L192 200V202L195 205H197L196 206L197 210H198V208L202 209L204 207L205 208H211L212 207L210 202L202 201V200L196 198L195 196L193 197V196H191L189 194H174ZM262 198L263 197H261V199ZM10 200L14 201L15 204L18 203L20 200H26L27 203H26V201H25V203L26 204H30V206H31V208L28 209V210H31L33 212L34 216L33 217L30 216V214H25L24 215L23 211L25 209L24 210L23 209H20V210H18V209L16 210L15 209L16 211L15 210H11L12 212H9L10 209L4 208L6 206H4L3 208H0V264H26V263L29 262L28 261L29 258L31 260H34V261L38 260L37 259L38 257L37 256L35 257L37 251L40 250L39 249L40 247L46 246L47 244L49 245L50 238H56L58 241H62V240H64V238H65V236L67 234H69V233L71 235L72 234H76L74 232L71 233L70 231H69V233H63L61 231H60L61 232L60 233L59 231H57V230H63V229H61V227L64 226L65 224L63 225L61 223H63L65 220H63L64 218L62 219L60 215H59L60 216L59 218L58 217L56 218L57 215L55 216L53 214V212L51 211V208H49L51 204L48 205V206H47V204L45 205L50 210L49 209H43V207L40 206L39 202H37V199L36 200L29 199L28 195L25 196V198L24 197H19V196H14V197L12 196L10 198ZM63 200H65V199L62 198V201ZM254 200H258V199L254 198ZM80 201L78 203H80ZM58 202H60V201L58 200ZM68 202L69 201L66 200L65 203L67 204ZM193 203H191V204H193ZM233 203H234V201H233ZM237 203H239V202H237ZM88 204H89V206H87ZM19 205H21V204H19ZM76 205H78V204H76ZM83 206H85V207H83ZM21 207H23V206H21ZM96 207L94 209L97 210ZM236 207H237V204H236ZM53 208H55V207H53ZM112 208H109V209H112V210H109V211L114 216H118L120 214H123V212H124V209L123 210L118 209L117 211H115L114 206ZM244 208L246 210L249 209L251 211L245 212ZM91 209L89 211H91ZM13 211H15V212H13ZM243 211H244V214L246 213L247 217H243L242 216L243 215L242 214ZM92 212H95L94 214L97 213L94 210ZM139 212L142 215L143 213L145 214V212L149 213L151 211L149 209V210H145V211L140 210ZM153 212H155V210ZM133 213H135V212H133ZM256 213H258V212H256ZM260 213H258V214H260ZM98 214H96V215H98ZM102 215H104V214H102ZM133 216H135V215H133ZM138 216H140V215H138ZM36 217H38V219H36ZM103 217H105V216H103ZM127 217H128V215H127ZM175 217H176V215H175ZM239 217H241V219ZM67 218H66L65 222L68 221ZM85 218L87 219L88 222L90 221V220H88L87 217H85ZM92 218H93V215H92ZM123 218H125V216ZM182 218H184V217H182ZM82 219H81V221L85 220V219H83V220ZM238 219H240V220H238ZM91 221L92 222H96V221H93V220H91ZM99 221L101 223L102 222L106 223L104 221V219H101L100 217L97 218V222H99ZM54 222H58L59 224L54 223ZM130 223H132V221ZM110 224H113V223H109V225ZM126 224H128V223H126ZM28 225L31 227L30 231H32L33 228L38 229L39 231H37L35 234H33L34 233L33 232L31 235H29V236L27 235L28 237H23L24 235L22 234L21 230H18V229L19 228H24V227H26ZM106 225H107V223H106ZM109 225H107V226H109ZM169 226L171 227V225H169ZM175 226H177V225H174V228H175ZM181 226H179L178 228L180 229ZM84 227L89 229V227L86 226V225H84ZM111 227H110V229H111ZM134 227H135V225H134ZM134 227L132 225V228L131 227H127L126 228L124 226L122 227L120 224H117L116 226H114L113 230L123 234V236L126 237V238H131V239H134V240L136 239L137 242L140 241L142 243L143 242L146 243V242H149V241L154 239L156 241V243L160 242V243L164 244L165 246L175 243V241L172 242L168 238H165L163 236L162 237L154 236V235L147 236V235H145V232L140 231L141 229L138 230L139 228L136 229L137 227L136 228H134ZM51 228H53V230L55 232L54 231H49V229H51ZM68 228H71V230L73 231L74 227L69 226ZM231 228H232V226H231ZM242 228H244V227H242ZM75 229H77V228H75ZM182 229H184V228H182ZM182 229H180V233H181ZM235 229L234 230L237 231V233L238 232L246 233L245 234L246 238H248V239H252L253 238L252 234H251L252 228H251L250 232H249L250 228H247L248 229L247 232H246V230L242 231V229L241 230L237 229V228H235ZM14 230H16L17 232H15ZM45 230L48 231V232L46 233ZM168 230H172V228L168 229ZM232 230H233V228H232ZM234 230L232 232H234ZM173 231H175V229ZM24 232H26V231H24ZM80 232H81V230H80ZM248 232L250 234H248ZM19 233L22 236L18 235ZM171 233H172V231H171ZM175 233H177V232H175ZM182 233H185V232L182 231ZM148 234H149V232H148ZM150 234H152V233H150ZM243 236H244V234H243ZM233 238H236V237H233ZM56 239H55V242H56ZM237 239H239V238H237ZM136 240H135V242L131 241L130 244L132 245V242L136 243ZM120 241H123V240L121 239ZM84 243H86V242H84ZM122 244H123V242H122ZM138 244L139 243H137V245ZM236 244H237V247H236L237 249L236 248L235 249L237 250L238 253L236 252L235 255L232 254L233 255L232 256L233 259L232 258L231 259L233 260V263L235 262L236 264H251V263H248L249 257L246 259L247 255H250V259H251V257L260 258V259L263 258L264 259V253H263L262 250L257 249V250L261 251V253H259L260 251H258L259 254H257V253H255V254L254 253L253 254L252 253H245L246 251H250L251 250L250 248L248 249V247H247L248 245H244L243 244V246H242L241 244H238V243H236ZM258 244H259V241H258ZM263 244H261V245L259 244V246H257V247L264 246ZM147 245H149V244H147ZM222 245H224V244H222ZM228 245H229V243H228ZM253 245H254V243H253ZM81 246L78 247V248L81 249V248L85 247L86 245L82 244ZM216 246H217V244H216ZM219 246H220V244H219ZM233 246H235V244ZM57 247H60V246L57 245ZM88 247H89V245H88ZM93 247L90 248L91 251H93V249H92ZM142 247H144V246H142ZM229 247H230V245H229ZM138 248L137 249H138L139 252H140V250H142V251L146 250L144 248H143L144 249L143 250L141 247H138ZM145 248H147V247H145ZM215 248L218 250V247H215ZM222 248H224V246H222ZM96 249H97V247H96ZM96 249L94 250L93 254L90 253V255L92 254L94 256L95 254L98 255V253H101V255L99 254V256L96 255L94 257H100L101 256L100 257L101 260H100V258H97V259H98V261L99 260L102 261V250H101L102 248L99 249L101 252L99 250L96 251ZM133 249H134V247H133ZM133 249H130V250H133ZM10 250H12V251L10 252ZM44 250H42V252H44ZM53 250H54V252L58 251V250L52 249V251ZM149 250L151 251V249H149ZM149 250H147V251H149ZM225 250H228V249H225ZM252 250H255V249L253 248ZM82 251H83V249H82ZM88 251L86 249V252H88ZM95 251L98 252V253H96ZM150 251H149V253H150ZM228 251H227V254L225 253L226 255H228ZM232 251H233V249H232ZM51 252H50V254H51ZM127 252L130 254L129 250ZM133 252H135V251L133 250ZM139 252L137 254H139ZM239 252H243L242 253L243 255L240 256L241 253H239ZM251 252H254V251H251ZM128 253H126V255H127V256L125 255L126 257H128ZM146 253H148V252H146ZM151 253L149 255L152 258V254ZM61 254H62V252H61ZM81 254H83V252H81ZM87 254L88 253H86V256L89 257V255H87ZM123 254H124V252H123ZM132 254L133 253H131V255ZM134 254L136 255V252ZM141 254L145 255L143 257L147 256L145 254V251L142 252ZM169 254L168 255L164 254L165 256H163V257L167 258L168 256H170ZM136 256L137 257L139 256V258H142V256H140V255H136ZM136 256H134V257H136ZM153 256H154V254H153ZM126 257H125V259H126L128 264H129V262L131 263L132 260H133V263L135 262L134 259L129 261V259H131V258L128 259ZM134 257L132 255V258H134ZM78 258H80V257H78ZM147 258H149V257H147ZM168 258H170V257H168ZM122 259H124V258H122ZM136 259H138V258H136ZM149 259H147V260H149ZM224 259H228V258L226 257ZM108 260H109V258H108ZM143 260L139 259L136 263H138L139 261H143ZM165 261H167V260H165ZM118 262H119V260H118ZM153 262H155V261L153 260ZM218 262H220V261H218ZM253 262H254V260H253ZM156 263H158V262H156ZM257 263H258V261H257ZM94 264H96V263H94ZM100 264H102V262H100ZM111 264H113V263H111ZM123 264H125V263H123ZM140 264H144V261L142 263H140ZM146 264H148V263H146Z\"/></svg>",
  "mask_w": 264,
  "mask_h": 264
}]
</instances>
